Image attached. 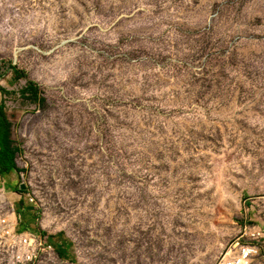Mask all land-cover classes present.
I'll return each instance as SVG.
<instances>
[{"label":"rangeland","instance_id":"rangeland-1","mask_svg":"<svg viewBox=\"0 0 264 264\" xmlns=\"http://www.w3.org/2000/svg\"><path fill=\"white\" fill-rule=\"evenodd\" d=\"M0 93V264H264V0H0Z\"/></svg>","mask_w":264,"mask_h":264},{"label":"built area","instance_id":"built-area-1","mask_svg":"<svg viewBox=\"0 0 264 264\" xmlns=\"http://www.w3.org/2000/svg\"><path fill=\"white\" fill-rule=\"evenodd\" d=\"M35 244L34 237L24 238L22 244ZM261 257V249L256 245L241 246L237 244L220 259L219 264H261L258 262Z\"/></svg>","mask_w":264,"mask_h":264},{"label":"trees","instance_id":"trees-1","mask_svg":"<svg viewBox=\"0 0 264 264\" xmlns=\"http://www.w3.org/2000/svg\"><path fill=\"white\" fill-rule=\"evenodd\" d=\"M2 107H0V121L1 125L5 128V133L2 135V138L0 139V145H1V150H0V167L2 169H5L7 171H11L12 169H15V166L13 164V158H14V153L9 149V141H8V127L7 124L4 120V117L1 114Z\"/></svg>","mask_w":264,"mask_h":264},{"label":"crops","instance_id":"crops-1","mask_svg":"<svg viewBox=\"0 0 264 264\" xmlns=\"http://www.w3.org/2000/svg\"><path fill=\"white\" fill-rule=\"evenodd\" d=\"M2 105V94L0 93V107Z\"/></svg>","mask_w":264,"mask_h":264},{"label":"water","instance_id":"water-1","mask_svg":"<svg viewBox=\"0 0 264 264\" xmlns=\"http://www.w3.org/2000/svg\"><path fill=\"white\" fill-rule=\"evenodd\" d=\"M21 189H23V185H21Z\"/></svg>","mask_w":264,"mask_h":264}]
</instances>
